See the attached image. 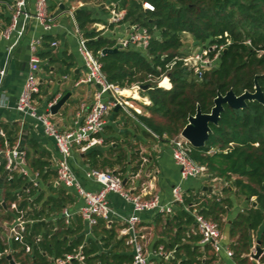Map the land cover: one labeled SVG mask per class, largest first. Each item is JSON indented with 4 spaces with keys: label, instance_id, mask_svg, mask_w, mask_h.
Returning <instances> with one entry per match:
<instances>
[{
    "label": "trees",
    "instance_id": "16d2710c",
    "mask_svg": "<svg viewBox=\"0 0 264 264\" xmlns=\"http://www.w3.org/2000/svg\"><path fill=\"white\" fill-rule=\"evenodd\" d=\"M109 1L116 2L118 10H125L121 22L147 27L152 33L144 54L141 49L132 45L116 52H101L112 47L116 39L90 27L94 23L103 22L90 7L78 8L75 11L76 21L88 38V46L101 61L102 70L109 82L121 88H130L135 83L150 85L149 88L140 90L143 96L150 99V104H146L145 108L152 115L168 119L170 125L162 126L154 122L152 115L138 114L137 117L157 138L164 139L165 134L172 137L179 133L187 124L188 116L196 112L198 105L203 112H210L218 92L224 94L229 89H233L236 94H241L246 89L254 91L256 75H259L258 81L264 93V0H147L153 4V10L144 9L143 0ZM102 10L106 12L107 9ZM186 33H190L199 45H225V48L202 76L186 66L182 60L176 59L169 71L171 87L158 86L153 79L160 77L166 64L176 57L189 54V51L181 49L182 37ZM44 39L45 45H50L49 41L53 36L45 35ZM248 40L250 43L246 42ZM213 55L214 52L211 53ZM39 56L48 58L50 63L58 60L52 49L41 51ZM3 127L5 138L10 145H14L19 136V126L6 124ZM146 128H143V133L152 137ZM21 136L23 144L28 147L30 166L40 172L46 184L53 187L52 182L49 183L53 173L49 154H46L34 137H25L24 134ZM5 138L0 134L2 146ZM115 140L103 139L104 144L109 145L106 154L96 148L87 151L86 158L92 168L105 170L107 167L112 169L120 165V170L125 173L129 157L131 163L138 158L136 151L129 155L122 144L114 146ZM127 143L125 139V144ZM113 154L115 157L111 158L110 155ZM191 156L205 166L209 179L231 182L223 189L226 193H232L230 186L235 185L236 194H242L248 200L256 197V205L252 201L245 210L237 212L230 223V235L237 237V241L231 243L235 250L234 260L239 264L246 263L255 242V232L264 224V104L255 100L248 101L247 106L241 109L225 104L219 123L212 125V132L205 146L192 147ZM140 162L131 168L133 172L138 169ZM21 185L22 179L17 176L10 183L6 182L3 185L7 188L5 200H14L11 189ZM199 192L211 197L200 201ZM64 193L60 190L56 193L57 196L49 195L45 199V193L40 191L32 203L31 217L46 218L52 212L58 213L70 198L64 196ZM184 202L189 205L198 203L192 208H197L219 224L221 215L230 213L233 205L230 196L221 198L209 190L194 192L189 189L184 194ZM26 203L22 202V205ZM156 221L164 222L161 213L156 215ZM193 222V216L180 205L169 222L165 221L163 224L165 232L171 226L176 227L174 235L170 236V243L166 246L177 244L179 252L180 249L186 252L187 258L181 264H214L216 257L213 254L211 257L200 258L201 253L196 244L199 236L186 237L188 225ZM85 227L86 224L80 217H76L71 225L66 224L61 217L44 224L38 221L34 223L33 233H42V240L35 242L29 235L28 240L32 243L30 252H25L14 242L13 257L19 264H54L56 258L83 245L88 264L132 263L131 249L126 245L125 239L118 236L116 224L108 225L100 220L92 229L93 236L88 238L85 236ZM184 239L189 241L184 242ZM259 240L264 247V229ZM260 262L264 263V253ZM0 264H9L6 256L0 257ZM74 264L79 262L75 261Z\"/></svg>",
    "mask_w": 264,
    "mask_h": 264
},
{
    "label": "built area",
    "instance_id": "2783aa9c",
    "mask_svg": "<svg viewBox=\"0 0 264 264\" xmlns=\"http://www.w3.org/2000/svg\"><path fill=\"white\" fill-rule=\"evenodd\" d=\"M86 1L75 0L76 3L67 7V12L74 22V31L78 38V52L85 67L83 76L78 79L76 84H93L97 86L94 100L84 118L75 121L74 126L68 129H61L53 121V114L50 110L59 97L49 102L47 111L39 112L38 110L37 97L42 92V82L39 76L41 71L39 52L43 43H45V34H33L29 38L30 68L26 73L23 88L14 106L17 111L34 118L35 125H41L44 134L52 137L57 145L60 155L56 161V177L52 181L53 186L56 188L61 186L74 188L82 199V204L75 211L64 205L58 213L50 216V219L54 221L61 217L66 224L71 225L76 217H80L90 231L100 220L108 225L118 224V236L124 238L126 245L131 249V264H175L179 261L178 245L167 247L162 244L150 247L146 242V234L140 226V213L155 211L170 216L174 213V204L178 203L194 218V225L200 236L198 244L202 248L210 250L218 258L223 254L232 258L234 250L229 243L225 242L219 223L206 217L197 208H192L193 205L195 206L198 203L189 205L184 202L182 182L189 178L209 176V174L205 166L191 156L193 146L182 135L170 139L172 156L180 169L181 183L173 187L172 200L169 202H162L160 195L152 192L151 186L144 187L138 192L134 191L132 187L127 186V179L121 172L110 169H88L86 177L99 183L101 188L97 190L87 189L73 169L71 164L73 149L76 147L79 151L85 152L93 146L101 144L103 142L101 134L105 130L107 119L118 104L132 114L129 111V106L132 107L130 96L133 95L126 96L123 94L125 88L108 81L102 70L101 61L88 46V38L76 21V8L84 6ZM0 3L9 11L8 22L2 27L0 26V37L8 42L4 60L2 63L0 62L1 88L14 60L15 51L29 32L39 27L43 33H50L55 31L60 23L57 20V14L49 8V0H35L33 7H31L30 0H0ZM143 7L144 9H154L153 4L148 1L143 2ZM124 16L125 10H117L113 7L110 21L112 23L121 22ZM130 27L131 30L126 35L118 38L111 48L121 49L132 45L141 49L144 53L150 43L152 33L144 26L130 25ZM246 42L250 43L249 40ZM49 43L54 52L60 45L59 40L56 38H53ZM224 48L225 45H205L200 51H192L184 57H176L171 63L166 64V69L163 70L160 77L153 80L160 87L170 88L169 71L175 64L176 59L182 60L186 66L202 76L205 69L218 59L220 51ZM212 52H214L213 56H211ZM159 69L161 68L159 67ZM164 79L170 82V86L162 83ZM142 84L135 83L131 87L139 91ZM107 94L110 95V98L113 97L114 100L106 99L105 95ZM0 134L4 138L6 137L3 130H0ZM0 168H2L1 177L6 173L3 184L10 183L16 176L22 179L20 187L11 189L15 197L14 200L6 201L4 197L0 199V206L3 207L6 215L0 221V257L6 256L10 264L8 256H11L19 264L13 257L12 244L16 242L25 252H30L32 243L28 240L29 235L32 236L35 242H39L43 238L42 233H33V227L34 223L38 221L45 222L46 218H32L30 212L33 211L32 203L34 199L42 191L43 183L40 172L30 166L28 148L23 144L21 135L18 136L14 145H10L5 138L4 145L0 148ZM110 193L119 195L125 202L129 203L132 206V211L126 214L111 207L109 203ZM22 202L27 203L22 205ZM2 246H4V249ZM255 253L256 245L254 242L248 255L253 258ZM75 261L79 264H88L86 255L83 253V245L56 258L54 264H74ZM255 261V264H264L260 260Z\"/></svg>",
    "mask_w": 264,
    "mask_h": 264
},
{
    "label": "crops",
    "instance_id": "0c3cea01",
    "mask_svg": "<svg viewBox=\"0 0 264 264\" xmlns=\"http://www.w3.org/2000/svg\"><path fill=\"white\" fill-rule=\"evenodd\" d=\"M34 1L35 0H30L31 7H33ZM145 1L147 0H143V2ZM74 3H76L75 0H49V8L51 11L57 14V20L59 21L60 26L57 29H55V31L50 33H43L42 29L39 27L38 29L35 30L32 29L29 32L28 36L21 42V45L18 47V48H27L29 46V38L33 34L52 35L53 38L59 40L60 45L57 48V50L55 52L52 50L53 55L55 56L56 59H58L56 62L50 63L48 58L43 59L40 57L41 71L39 76L42 82V86H41L42 92L37 97V101H38L37 106L39 112H45L47 111L48 104L50 101H53L57 97H59L58 99H60L66 93H70L69 98L59 109V111L56 114H53V121L61 129H68L74 126L75 121H77L78 119L82 120L84 118L89 106L92 104L94 100V93L97 90V86L93 84H79V85L76 84L78 79L81 76H83L85 72V67L83 60L78 52V38L74 31L75 30L74 22L71 16L67 12V7L71 6ZM0 5H1L0 26L2 27L9 20L8 19L9 11L6 8H4V5L2 3H0ZM60 5H63V8H61ZM81 7L92 8L93 11H96V15L99 16L101 19H103L102 23H97L104 27V29L102 30L103 35H107L110 38L117 40L118 38L126 35L131 30L129 24H125L123 22L112 23L110 21L113 7L117 9L116 2H110L109 0H106L105 2H102L97 6L95 3H93L92 0H87L85 5ZM78 8L80 7H77L76 10ZM103 8L107 9L106 12L102 10ZM7 45L8 42L0 37L1 63L3 62L5 57ZM50 49H51L50 45H45V43H43L40 52ZM26 52H28V49H26ZM46 67H48L49 69L47 70ZM26 73H27L26 71H23L22 69H19L16 66L14 60L12 61L6 79L4 81V84L0 88V130L4 131L3 125L8 124L11 126L13 124H17L20 128L19 135L24 134L25 137L32 136L36 140H38L40 147L46 151V154H49L51 168L53 169L52 176L49 180L50 183V181L52 182L56 177V161L60 155L57 145L52 137H49L44 134L41 125L38 126L35 125L36 121L34 118L30 116H26L14 108L17 98L23 88ZM131 92L135 93L133 97L138 99L137 100L131 99V104L135 111L131 112L132 114H130V116L133 120L139 121L137 117L138 114L149 116L148 115L149 112L146 113L143 110L145 109L147 111L145 105L150 104V99L147 96H143L140 90H139L140 94L138 91H134V90H131ZM105 98L110 99V95L109 94L105 95ZM124 112L129 114L128 112L124 111L123 108L120 107L118 110L114 109L113 112L108 117L105 130L106 131L109 130L110 136L113 137L112 139H108L105 137L109 141H114L115 135L113 134V132L116 133V130L118 128L116 123L117 121L120 122L119 120H121L119 118H116V116L117 115L118 117L124 116ZM133 127L134 129L128 127L125 130L124 129L119 130V131L123 130L124 133H129V132L132 133V134L129 133L128 135L129 141L127 144H125L126 138L120 139V141H122V147H124L127 150V153L129 155L130 153H132V151H136L137 153L140 152V149L135 147V145L139 144L140 142H143L141 140L152 139L153 141L150 144L148 143L149 145L148 151H145L147 153H142V152H141L142 154L139 153L138 158L133 160L132 163L130 160L131 158L129 157L126 173L129 174L131 178L130 179L126 178L127 186L132 187V189L136 192L140 191L144 187L151 186L152 192L158 193L161 197L162 202H169L170 200H172L173 187L176 184L181 183L180 169L173 159L170 139H166L165 137L164 139H159L153 133H151L152 137L146 136L143 133V128L140 127L139 123L133 125ZM134 130H137L138 132ZM104 131L101 134V137L103 139H104ZM118 144L119 143L117 142H113L114 146H117ZM106 145L108 144H104V142H102L101 144L95 145L90 149H95V148L100 149L103 151L104 154H106L108 149L105 150L102 147V146L105 147ZM143 149L145 150V148ZM87 151L82 152L75 147L72 152L71 164L73 169L79 176L80 181L85 185V187L90 190H97L101 188V185L86 177V171L92 168L88 162V159L86 158ZM110 157L113 158L115 157V155L114 154L110 155ZM138 160L142 162V163L140 162L141 166L139 164L138 169L133 172L131 168L138 164ZM134 161H137V163H134ZM118 168H121V166L116 165L112 169L118 170ZM106 169H111V168L107 167ZM42 183H43L42 191L45 193L44 194L45 199L49 197V195L57 196L56 193H58V191L60 190H63L65 192L64 196L70 197L68 198L65 206H68L72 211H75L82 204V199L76 192L71 193L70 191L65 190L61 187H57V188L54 186L50 187L43 180ZM2 184H3V180L0 181V188H1L0 198L2 197L5 198L7 194L5 191V187H3ZM181 185H182L181 186L182 190L185 194L190 189L187 180L183 181ZM208 187H213V186H208L205 183L202 190H209ZM212 191H214V188ZM253 197L256 199L255 196ZM109 203L111 207L118 210L119 212L128 214L132 211V206L129 203L125 202L119 195L115 193L109 194ZM177 209L178 207L175 206L174 213L171 214L170 216L162 215L164 222L156 221V215L158 213L155 211L140 213V218H141L140 226L142 231L146 234V242L150 247H154L162 244L166 246V244L170 243L171 237L167 235V231L166 232L164 231L163 224H165V221L169 222V219L173 215H175ZM55 213L56 212H52L51 216L54 215ZM3 217H6V215L4 214L1 218ZM75 219L73 221H75ZM50 220H51L50 217H47L46 221L42 223L44 224L46 222H49ZM230 223H231V219H229L228 225L225 228V230L221 227V224L219 225L221 228V232L224 235L225 242L229 243L231 246L233 240H231L229 234ZM158 226H160L162 229L161 234L158 235L154 234L155 235L154 236L152 234V231L154 230V228ZM263 229H264V224L261 226L257 234L254 236V238H257L255 239V245ZM170 231L172 230L170 229ZM175 231H176V227L174 228L173 232L175 233ZM151 234L153 235V237ZM193 236H199L196 227L194 225V222L188 225V228L186 230V237H193ZM199 239L196 241V244L199 246V251L201 253L200 258L202 257L207 258L208 257L207 255L209 253L211 254L213 253L207 248H202L198 244ZM188 241L184 239V242H188ZM167 247H173V246H167ZM182 251L184 250L180 249V252L178 253L179 261L176 262V264H181L182 261L187 258V257H185L184 259L181 258ZM217 262H224L225 264H239L234 260L233 257L229 258L224 254L219 258L216 257V261L214 264H216Z\"/></svg>",
    "mask_w": 264,
    "mask_h": 264
},
{
    "label": "rangeland",
    "instance_id": "374dc122",
    "mask_svg": "<svg viewBox=\"0 0 264 264\" xmlns=\"http://www.w3.org/2000/svg\"><path fill=\"white\" fill-rule=\"evenodd\" d=\"M93 1V3H95L97 6L100 4V3H102V2H105L104 0H92ZM1 6V5H0ZM71 22V21H70ZM90 27L91 28H95L96 30H98V31H102L103 29H104V27L103 26H101L100 24H97V23H94V24H92V25H90ZM226 35H227V33H226ZM182 39H183V46H182V48L181 49H183L184 51H189V54L192 52V51H200L202 48H203V45H199L198 43H195V41L196 40H194V38H193V36L190 34V33H186V34H184L183 35V37H182ZM161 82V81H160ZM170 83V82H169ZM172 85V84H171ZM170 86V85H169ZM125 89H130V90H134V91H136V89H134V88H132V87H130V88H125ZM139 92V91H138ZM139 94H140V92H139ZM129 94H126V96H128ZM141 96V95H140ZM131 97V99L133 100V99H135V100H137L138 98H135V97H133V96H130ZM139 101V100H138ZM140 103V102H139ZM137 106V105H136ZM124 111H126L125 109H123ZM129 111L130 112H134L135 110L133 109V107H130L129 106ZM144 112H149V111H146L145 109L143 110ZM127 112V111H126ZM149 116L150 115H152L151 113H149L148 114ZM116 118H119V119H121V120H119L120 122H118L117 121V123H116V125H117V130H116V133L115 132H113V134L115 135L114 137H115V142H117V143H119V144H122V141H120V139L121 138H126V141H129V133L130 134H132L131 132H129V133H124V131L122 130V131H119L120 129H127L128 127H130L131 129H134V127H133V125H135V124H138L139 123V125H140V127H142V128H146L140 121H138V120H133L132 118H131V116H130V113L129 114H127V113H125L124 112V116H121V117H118V115L116 116ZM152 120L154 121V122H157V123H159V124H161L162 126L163 125H170V123H169V121H168V119H166V118H163V117H161V116H159V115H152ZM119 123V124H118ZM133 124V125H132ZM148 131H150L148 128H146ZM183 129V128H182ZM182 129H181V131H182ZM134 131H137V130H134ZM181 131L179 132V133H177V134H174V135H172V137H169L168 135H166L165 134V138L166 139H173V138H177V137H179V136H181ZM110 131L109 130H105L104 131V138L106 137V138H108V139H112L113 137H111L110 136V133H109ZM138 132V131H137ZM151 132V131H150ZM152 133V132H151ZM154 136V135H153ZM117 137V138H116ZM141 141H143V142H140L139 144H137V145H135V147H137V148H139L140 149V154H142V153H147V152H145V151H148V143L150 144L153 140L152 139H150V140H141ZM1 147H3L2 145H1V142H0V148ZM103 147V149H108V147H109V145H106L105 147L104 146H102ZM143 148H145V150L143 149ZM142 152V153H141ZM139 153H138V155H139ZM140 158H141V156H140ZM138 162H139V160H138ZM134 163H137V161H134ZM142 163V162H141ZM140 166H141V164H140ZM110 170H114V169H110ZM115 171H119V172H121L127 179H130L131 178V176H129V174H127L126 172L125 173H123L121 170H120V168H118V170H115ZM235 177L236 176H234L233 178L235 179ZM187 183L189 184V187H190V189L192 190V191H194V192H197V191H199V190H202L203 189V186L205 185V183L208 185V186H213V188H214V191H213V193H216V194H218V195H220V197L221 198H226V197H228V196H230L231 197V199H232V203H233V205H232V209H231V211H230V213H226V214H224V215H221V218H220V220H218L219 222H220V224H221V227L225 230V228L227 227V225H228V221H229V219H233V217H234V215H235V213H237L238 211H243V210H245L247 207H249L250 205H251V202L252 201H254L255 200V198L254 197H252L251 198V200H248V199H246V197L244 196V195H242V194H236L235 192L237 191V187L235 186V185H233V186H230V189L232 190V193H226L223 189H224V187L226 186V185H230L231 184V182L230 181H227V182H225V181H223V180H221V179H209V176H200V177H196V178H189L188 180H187ZM61 188H63V189H65V190H68V191H70L71 193H75L76 191H75V189L74 188H66V187H64V186H61ZM199 200L200 201H205L206 200V197L208 198V197H211V195H209V194H204V192L202 193V192H199ZM1 199V198H0ZM176 207H179L180 206V204H174ZM39 207H40V203H39V205H38ZM38 207V208H39ZM56 214V213H55ZM4 215V209H3V207H1L0 206V221H1V217ZM47 218V217H46ZM212 219V218H211ZM116 228H117V230H118V225H116ZM93 229V228H92ZM92 229H91V231L88 229V228H86L85 227V236H86V238H88V237H91V236H93V232H92ZM170 229H172V231H170V230H168L167 231V235H169V237L170 236H172V235H174V227H171ZM161 227L160 226H158V227H156V228H154V230L152 231V234L154 235H158V234H161ZM151 234V235H152ZM230 234V233H229ZM257 234V232H255V235ZM153 235H152V237H153ZM154 235V236H155ZM230 238H231V240H233V241H237V237L235 236V237H232L231 235H230ZM255 239H257V238H255ZM235 251V250H234ZM181 258H185V257H187L186 256V252L185 251H182L181 252ZM212 256V254L211 253H209L208 254V257H211ZM248 256V255H247ZM234 258V257H233ZM258 260H260V258L258 259ZM237 262V261H236ZM218 264H225L224 262H217ZM216 263V264H217ZM256 263V261H255V259L254 258H251L250 257V255L248 256V260L246 261V263H244V264H255Z\"/></svg>",
    "mask_w": 264,
    "mask_h": 264
},
{
    "label": "water",
    "instance_id": "95a60500",
    "mask_svg": "<svg viewBox=\"0 0 264 264\" xmlns=\"http://www.w3.org/2000/svg\"><path fill=\"white\" fill-rule=\"evenodd\" d=\"M63 8V5H60ZM195 43H198L196 40ZM27 48H17L14 54V62L19 69L28 72L30 68V54L26 52ZM119 48L107 47L103 49V53L107 52H116ZM144 54V53H143ZM258 76L256 75L254 78V91L245 90L241 94H236L233 89H229L226 93L218 92L213 102L210 112H203L201 107L198 105L196 108V112L194 114H190L188 116V122L183 127L181 131V135L185 137L194 148H201L205 146L208 141L210 134L212 132V125H217L219 123L221 113L225 109V104L229 105L232 108H245L247 106L248 101H258L264 104V93L259 84ZM149 84L141 85V89L149 88ZM70 93H66L63 95L58 101L52 105L50 108L52 114H56L59 109L63 106L66 100L69 98ZM114 100L113 97L110 98ZM121 106L118 104L114 109L118 110ZM6 173L0 178V181L3 180ZM264 185V183H263ZM210 191L213 190V187H208ZM254 205H256V201H254ZM264 253V247L261 245L260 240L256 241V253L253 255L255 260H258L262 254ZM10 259V264H17L11 256H8Z\"/></svg>",
    "mask_w": 264,
    "mask_h": 264
},
{
    "label": "bare ground",
    "instance_id": "6f19581e",
    "mask_svg": "<svg viewBox=\"0 0 264 264\" xmlns=\"http://www.w3.org/2000/svg\"><path fill=\"white\" fill-rule=\"evenodd\" d=\"M162 83L166 86H169V82L167 79H164ZM123 94L135 95V93H132L130 89H123Z\"/></svg>",
    "mask_w": 264,
    "mask_h": 264
}]
</instances>
